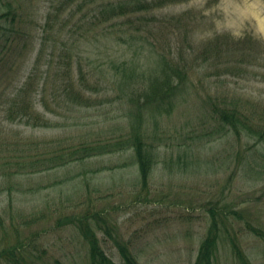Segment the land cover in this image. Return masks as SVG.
Here are the masks:
<instances>
[{"label": "rangeland", "instance_id": "374dc122", "mask_svg": "<svg viewBox=\"0 0 264 264\" xmlns=\"http://www.w3.org/2000/svg\"><path fill=\"white\" fill-rule=\"evenodd\" d=\"M65 1L0 0V13L15 9L22 21L16 16L14 27L20 25L25 31L19 48L0 62V95L25 79L41 37L46 41L38 75L49 59L57 66L68 60L61 44L72 40L65 31L92 4L86 3L63 31L58 27L66 14L57 15L44 31L47 11L56 15V7ZM154 14L158 19L148 29L130 31L152 42L145 49H155L185 67L187 78L174 106L166 109L151 103L142 108L136 125L143 84L137 83L131 94L120 83L121 71L113 76L116 65L136 58L129 43L121 40L128 37L122 32L125 26L116 40L100 35L101 26L88 31L90 24L84 22L81 30L88 32L68 46L73 54L78 48L81 70L92 87L83 90L77 81L74 94H61L57 90L61 76L52 66L45 86L40 82L37 97L47 123L7 120L0 108V165L9 161L8 169H0V264H8L5 251L14 244H21L16 249L25 256V264L55 260L88 264V245L77 226L61 224L67 217L85 215L102 249L117 264L121 259L116 242L125 244L140 264H193L212 213L221 228L218 263L241 264L233 240L250 264H263V244L251 229L264 230V148L244 132L214 138L212 111L219 98L245 112L252 123L264 125V0H183ZM245 39L256 55L247 58L261 66L248 72L244 64L242 69L227 67L228 61L239 59L230 53L233 40ZM216 46L224 49L220 63ZM132 62L129 65L137 67ZM72 71L78 80L76 57ZM133 125L155 152L145 185L132 148L122 143ZM31 141L38 146L33 148ZM101 143L119 145L62 165H56L57 160L48 162L68 148ZM36 158V166H52L17 168L19 162L34 165Z\"/></svg>", "mask_w": 264, "mask_h": 264}, {"label": "trees", "instance_id": "16d2710c", "mask_svg": "<svg viewBox=\"0 0 264 264\" xmlns=\"http://www.w3.org/2000/svg\"><path fill=\"white\" fill-rule=\"evenodd\" d=\"M180 1L183 0H66L58 9L56 7V15H53L51 11H47L44 16V31H47V29L52 26L53 19L57 17V15L66 14V20L58 27L59 31H63L62 29L67 25V22H70L72 18L78 15L86 3L92 4L85 13L78 15L75 21L69 26L70 29L65 31V33L69 34L68 37L70 39L68 37L67 39L72 40L65 41L61 44L64 50L67 51L64 55L68 60L61 61V65L57 66V64H53L52 59H49L45 64L46 69L40 71V75H38L36 72L39 64L40 52L43 51V44L46 41L45 36L41 37L40 49L37 51L32 67L25 79L20 84L15 85L13 89L8 90L6 93L3 91L0 95V97L4 96L3 99L0 100V108H2L5 114H7V120L13 121L17 119L20 122L24 121L25 123L32 125H41L48 122L45 115L40 112L37 107V97L41 92V90H39L40 82L42 83V86H45L52 66L55 67L54 70L56 73H59L61 76L59 77L60 82L57 87V90H59L61 94L69 96L74 94L78 84L77 81L82 84L83 90L92 87L86 81L85 73L81 70L78 48L74 47L76 50L73 51L75 52L73 54L72 51L69 50L70 46L68 45L75 44L74 40L78 38V36H85L86 32L97 26H101L102 32H100V35L116 40H120L121 38L117 35L118 30H120L122 26H125V30L122 32L128 34V37L121 40L129 43L136 54L135 59L131 58L129 60H123L120 65L115 66L116 69L113 71L114 77H116L117 73L121 71L120 73L123 75V79L120 80V83H123L131 94L135 91L137 83L143 84L141 93L144 99H137L141 101V106L135 114V124L138 125L136 121L141 120L142 108L149 106L151 103H155L157 106H163V108L166 109L174 106L176 96L180 94V92H183V86L187 78L185 67L174 63L172 59L166 58L155 49H145V44L148 43L146 46H151L152 42H148V38L144 35H136L138 33H133L130 30L138 31L140 29H148L151 25L150 22H155V20L158 19L156 14H154L155 10L167 4ZM16 16L19 17V21H22L19 13L16 12L15 9L11 8L0 13V20H3L0 21V62L6 60L14 49L19 48L18 41L24 36L25 31L22 26L18 25L14 27V19ZM85 19H87V21H83ZM3 22L7 23V26ZM84 22L90 24L87 29L88 31L81 30ZM246 40L247 39L233 40L234 46L230 53L238 55L239 59L228 61L229 65L227 67L242 69V64H244L245 69L243 70L248 72L251 68H258L261 66V64L257 65L251 61L256 55L249 49L250 46L246 44ZM238 41H240V44H238ZM220 45H222L221 42ZM226 45H228L227 42ZM223 50L222 46L221 49L219 46L214 48L215 57L219 60V63L221 60L218 57L220 56V51L223 53ZM73 57H76L78 66V80L72 75ZM247 57H250L251 59H248ZM131 61H133L132 64H137V67H131L129 65V62ZM151 62H153V64L149 66V63ZM137 69H139L140 74L136 73ZM32 83L35 84L32 86ZM80 95L78 97L82 100L83 94ZM229 104L230 103L219 98L214 100L212 111L214 113V138L225 136L230 132H233L236 135H240L241 132H244L249 138L254 137L257 140L256 145L259 142L260 146L264 148V125L258 126L257 124L252 123L253 121H251L245 112L240 110L237 106H231ZM136 125L132 126V133L127 139H124L122 143H128L129 148H132L140 181L145 185L148 181L153 163H155V152L153 147L144 140L143 132ZM31 144L33 148L38 146L37 141H31L30 145ZM118 145L119 143H101L89 146L84 144L81 145L79 149L68 148L65 153L57 156L53 154L54 157H50L48 162L57 160L56 165H62L64 163H69L71 160H81L89 154H97L101 152V150L110 152ZM1 149L3 148H0V150ZM18 156L21 157V153H19ZM35 160L34 165L31 166H23L22 162H19L17 163V168H20L21 170L32 168L39 162L38 158ZM8 162L9 161H6L3 165H0V169H8ZM50 166L52 165H39L36 167L38 169H47ZM61 224H74L77 226L83 239L88 245V264H117L102 249L95 228L88 222L87 215L81 219L67 217L61 221ZM251 230L254 235L261 240L264 247V230L257 227L252 228ZM220 239L221 228L219 220L217 219L216 214L212 213L210 225L205 237L200 243L193 264H219L216 255ZM116 243L121 264H140L125 244L120 242ZM231 244L237 260H239L241 264H250L249 259L237 243L232 240ZM10 246L11 245H9V248L5 251L8 264H25L23 262L26 259L25 256L20 249H16L21 246V244ZM53 263L63 264L58 260L49 264Z\"/></svg>", "mask_w": 264, "mask_h": 264}]
</instances>
